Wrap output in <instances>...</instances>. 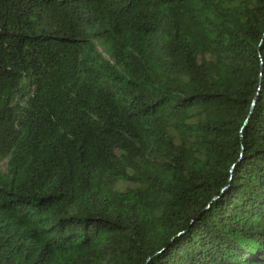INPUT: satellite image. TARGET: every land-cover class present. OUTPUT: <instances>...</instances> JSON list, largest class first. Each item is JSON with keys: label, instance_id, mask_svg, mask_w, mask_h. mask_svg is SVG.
Masks as SVG:
<instances>
[{"label": "trees", "instance_id": "trees-1", "mask_svg": "<svg viewBox=\"0 0 264 264\" xmlns=\"http://www.w3.org/2000/svg\"><path fill=\"white\" fill-rule=\"evenodd\" d=\"M0 264H264V0H0Z\"/></svg>", "mask_w": 264, "mask_h": 264}, {"label": "rangeland", "instance_id": "rangeland-1", "mask_svg": "<svg viewBox=\"0 0 264 264\" xmlns=\"http://www.w3.org/2000/svg\"><path fill=\"white\" fill-rule=\"evenodd\" d=\"M99 46H100V49L101 50H104V45L102 43H99ZM129 185H132V183L130 181H124V180H122V181L118 182V184L116 185V187L121 189V188H125V187H127Z\"/></svg>", "mask_w": 264, "mask_h": 264}]
</instances>
